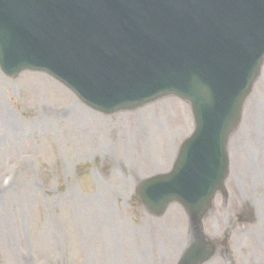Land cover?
I'll return each mask as SVG.
<instances>
[{"label": "rangeland", "instance_id": "1", "mask_svg": "<svg viewBox=\"0 0 264 264\" xmlns=\"http://www.w3.org/2000/svg\"><path fill=\"white\" fill-rule=\"evenodd\" d=\"M72 99L77 101L74 95L46 76L28 73L10 81L0 73V181H2L0 189L10 185L8 189L0 192V264H22L20 259L22 256L25 263L32 264L36 255L38 264H54L56 248L61 249L59 256L63 264H70L68 256L66 260L62 257V245L73 262L76 258L75 264H86L88 255L86 242L92 236H100L101 242L104 240L106 246L109 244L115 246L119 255L115 257L114 264H131V261L134 263L133 256L142 255L141 249L133 250V247H135V239L143 237L139 229L151 216H147L148 213L136 200V191L142 180L168 171L165 168L170 158L165 154L164 139L160 135L156 136L157 143L153 151L158 157L147 158L152 166L141 162L135 149L131 147L123 166L130 168L134 173L131 171L123 173L119 171L120 167L115 170L105 161H101L100 170L93 168L87 170L96 159L94 155L84 153L79 145L80 140L95 139L103 131L96 126L86 124L83 129H75L72 132L64 123H59L60 130H58L53 116L41 111L44 107L60 109L72 102ZM251 99L252 97L248 101L250 103L247 120L232 140L234 147H243L242 149L247 152L252 149L258 153V149L264 150V133L244 139L257 132L254 129L245 134L244 130L245 124L256 115L255 110L259 105L257 99ZM159 105L160 102L134 113H139L140 116L151 113L153 121L158 123L157 133H165L160 129L161 124L164 127L172 126L171 131L181 126L177 131L181 132V141H184L188 136L190 125L189 123L181 125V111L178 106L175 107V117L172 119L168 114H157L148 110ZM80 116L86 122H92L90 116L85 114ZM148 133L150 136L153 135L152 131ZM108 136L117 140L115 131H104L101 135L102 141L104 142ZM126 138L128 142L136 143L131 134H127ZM229 152H231L234 171L237 170L234 180L237 182L241 178H249L253 183L257 180L261 183V191H264V174L254 170L249 173L240 170L249 169L248 161L242 160L241 150L237 152L235 149L234 152L233 148H229ZM121 162L123 163V160ZM158 167L165 170L158 171ZM142 175L145 176L140 178ZM230 181L231 179L228 187ZM134 183L135 185L131 186ZM243 187L244 183L241 181L235 185L238 198L232 197V199H242ZM245 193L247 194L246 190ZM86 195L94 201L90 202ZM220 200L221 195L217 197L215 208L209 213L205 223L206 234L214 242L226 235L219 220ZM252 200L256 204L259 202L257 199ZM105 204L108 205V209ZM226 208L228 211L229 203ZM215 213L217 227L209 230L212 227L210 221ZM178 217H181L180 211L173 213L170 211L165 218L172 233H175L181 241V223L177 221ZM165 218L148 223L144 253L153 264L163 262L162 259L168 264H176L181 246L184 249L188 244L183 242L178 249H170L177 244L174 236L171 235V242L161 236L162 244L169 250H162L159 259H155L151 251L152 243L155 241L152 226H156ZM83 228L87 230L83 231ZM57 229L62 233L64 241L58 239ZM156 230L159 232L158 226ZM37 232L44 235L46 242L50 244L42 251L44 254L40 252L39 244L36 245ZM96 232L106 233L110 239ZM7 244L12 249L11 254L7 252ZM89 245L93 246L91 242ZM218 246L217 256L208 264H224L223 257L219 255L225 243L221 242ZM103 247L102 245L104 250ZM129 251L132 252L129 254ZM242 262V260L235 261L234 256V264H242Z\"/></svg>", "mask_w": 264, "mask_h": 264}, {"label": "water", "instance_id": "2", "mask_svg": "<svg viewBox=\"0 0 264 264\" xmlns=\"http://www.w3.org/2000/svg\"><path fill=\"white\" fill-rule=\"evenodd\" d=\"M207 4L216 6L223 11L228 10L231 3L228 4L227 0H204ZM252 3L253 0H247ZM75 0H54V7L56 11L51 10V2L45 4L46 9L51 12V16L47 15L37 17L32 21L30 26L35 31L32 37L27 35H20L19 32L13 30V33H4L3 35L16 34V38L23 46L21 54L25 51L30 52L34 50L41 57L44 62L43 52L50 50L54 55V63L37 64L34 66L48 68L51 64L53 68L65 71L63 64L60 62L66 60L68 56H63L59 53L60 42H65L72 35H78L79 40L87 38L84 42L97 43L93 48L83 47V52L79 57L75 73L72 78V85L75 87L86 99L98 105L99 107L109 110L119 103L118 101L112 102L115 95L121 94L123 89H131L136 84L135 75L140 72L141 77L146 80L154 81L153 78L162 79V76L168 75L164 70V61L148 62V64L142 67L141 70H135L132 73L128 72V66L124 65L123 68L118 71L116 68H111L109 73H118L120 80H114L112 75H107L108 65L106 64V52L109 47L101 43V39L104 38L108 45L112 47L117 46L119 50H126L124 35L132 32L131 23L125 18L118 17L117 15L124 13L130 17H135L138 21H144L146 19H157L161 12L167 13L165 10L166 4L164 0H105L102 9L100 6H89L85 10L84 15H78L79 7L74 12ZM104 7V8H103ZM44 9V8H42ZM150 12V13H149ZM190 13L183 18L175 16L170 17L177 22H181V31L179 38L181 39V51L179 53L177 48V38L168 45L166 40L162 39L156 45L158 51H164L169 57L181 58L188 57L194 61L192 67H182L178 59L176 63V71L170 72L172 83L168 82L167 85L163 84L161 87L144 90L140 97L152 96L159 91L168 90L176 91L179 94L190 97L195 101L211 104L222 105L226 97L230 96L231 89L221 90L219 85L215 84L217 79L214 77L216 72L220 70V79L226 81H234V75L229 68H225L219 58L214 59L213 64L206 61L205 53V35L207 30L221 29L227 34V43L234 42L228 45V51L224 55L237 52L235 42H238V29L240 28L246 31V21L243 17H239V20L232 18H224L222 15H218L210 11L205 13ZM41 14H44L41 12ZM106 14L109 17L116 16L114 23L117 27L115 34H101L99 28L104 26V21H99L100 16ZM168 14V13H167ZM53 22V23H52ZM180 24V23H179ZM42 28V33L40 30ZM0 29L6 30L5 25H0ZM30 38V39H28ZM36 38V40H34ZM44 38L45 44H44ZM220 42V48L222 50L224 41ZM105 41V40H104ZM11 42V41H10ZM83 42V41H82ZM12 43V42H11ZM145 43V42H143ZM245 43H248L245 42ZM13 44V43H12ZM14 45V44H13ZM88 45V44H87ZM146 45V44H144ZM246 45V44H244ZM48 48V49H46ZM85 48V49H84ZM78 49L77 47L74 49ZM96 51L92 59H87L86 55ZM226 51V50H225ZM2 52V49H1ZM20 52V51H17ZM164 53V54H165ZM162 57H165V55ZM179 54V55H178ZM72 56V52L69 53ZM127 60V59H126ZM210 64V67L207 65ZM9 71V70H8ZM105 73H104V72ZM10 72V71H9ZM162 74V75H161ZM156 81H154L155 83ZM162 87L164 89H162ZM115 93V94H114ZM110 98V99H109ZM115 101V100H114ZM202 105V104H200ZM203 106L204 113L206 112L205 106ZM230 113L222 112L215 113L212 118L205 119L202 116L200 121L199 137H197L184 152L182 160L175 174L162 180L158 186H156L159 199H163L170 196V190L174 189L178 195L184 198L192 197L193 194L206 193L213 180H217L220 176V172H224V159L222 141L226 126L228 124V117Z\"/></svg>", "mask_w": 264, "mask_h": 264}, {"label": "bare ground", "instance_id": "3", "mask_svg": "<svg viewBox=\"0 0 264 264\" xmlns=\"http://www.w3.org/2000/svg\"><path fill=\"white\" fill-rule=\"evenodd\" d=\"M37 239H35L36 245L39 244V248H40L41 251H44L45 248L50 246V244L48 242H46L44 235H42L39 232H37ZM7 252L9 254L12 253V249L8 246V244H7Z\"/></svg>", "mask_w": 264, "mask_h": 264}]
</instances>
